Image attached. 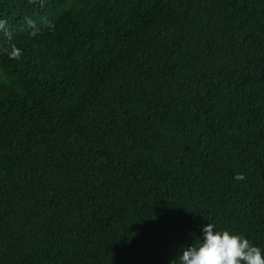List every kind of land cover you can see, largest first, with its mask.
<instances>
[{
	"label": "trees",
	"instance_id": "trees-1",
	"mask_svg": "<svg viewBox=\"0 0 264 264\" xmlns=\"http://www.w3.org/2000/svg\"><path fill=\"white\" fill-rule=\"evenodd\" d=\"M0 21V264H171L208 222L264 255V0H0Z\"/></svg>",
	"mask_w": 264,
	"mask_h": 264
},
{
	"label": "clouds",
	"instance_id": "clouds-1",
	"mask_svg": "<svg viewBox=\"0 0 264 264\" xmlns=\"http://www.w3.org/2000/svg\"><path fill=\"white\" fill-rule=\"evenodd\" d=\"M30 35H35L40 29L31 21ZM45 26L51 30L53 25L45 22ZM0 30L7 35V28L0 21ZM11 40V36H8ZM10 59H20L22 50L15 44L10 45V50L5 49ZM234 179L243 180V173L236 172ZM201 236L196 237L193 243L182 246L179 254L171 261V264H264L262 249L250 242L242 233L232 232L228 229L218 230L213 223L201 226Z\"/></svg>",
	"mask_w": 264,
	"mask_h": 264
}]
</instances>
